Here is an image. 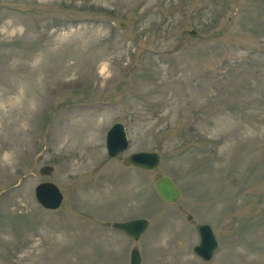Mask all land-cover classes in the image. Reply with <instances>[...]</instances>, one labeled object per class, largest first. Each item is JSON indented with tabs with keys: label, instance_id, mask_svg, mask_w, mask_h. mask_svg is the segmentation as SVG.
I'll use <instances>...</instances> for the list:
<instances>
[{
	"label": "rangeland",
	"instance_id": "1",
	"mask_svg": "<svg viewBox=\"0 0 264 264\" xmlns=\"http://www.w3.org/2000/svg\"><path fill=\"white\" fill-rule=\"evenodd\" d=\"M117 122L129 148L111 157ZM141 150L161 164L124 163ZM133 218L139 240L113 226ZM134 247L142 264H264V0H0V264H130Z\"/></svg>",
	"mask_w": 264,
	"mask_h": 264
},
{
	"label": "water",
	"instance_id": "2",
	"mask_svg": "<svg viewBox=\"0 0 264 264\" xmlns=\"http://www.w3.org/2000/svg\"><path fill=\"white\" fill-rule=\"evenodd\" d=\"M107 146L112 156L125 150L128 146L124 128L121 124L112 127L108 134ZM161 162L160 154L157 152H137L130 154L125 159V164L134 165L139 168L152 170ZM54 168L50 165L41 167L43 175H50ZM156 189L160 196L168 203H174L181 195L182 190L174 183L169 176H163L156 182ZM36 197L40 204L48 209H57L62 201L63 194L55 183L44 182L36 187ZM192 215L188 219H192ZM114 227L126 232L128 235L138 240L149 227L146 219H133L127 222H115ZM200 234V243L194 247V252L205 261H209L218 247V241L212 227L209 224L201 223L197 225ZM142 258L140 250L133 248L130 255V264H141Z\"/></svg>",
	"mask_w": 264,
	"mask_h": 264
}]
</instances>
